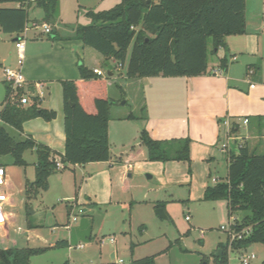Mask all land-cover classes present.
Instances as JSON below:
<instances>
[{
  "label": "trees",
  "instance_id": "trees-1",
  "mask_svg": "<svg viewBox=\"0 0 264 264\" xmlns=\"http://www.w3.org/2000/svg\"><path fill=\"white\" fill-rule=\"evenodd\" d=\"M10 3L17 4V7H3ZM58 4L59 0H0V34L20 36L24 33L30 22V8L43 10L45 21L54 19ZM246 7V0H120L111 9H87L85 15L90 23L77 27V37L84 47L100 54L106 66L112 60L122 68L126 67V79L193 78L208 72L209 55L226 48L227 37L246 33ZM152 30H155L154 37L149 35ZM210 44L212 51L209 50ZM221 62L227 64L225 59ZM79 71L80 81L61 83L66 140L61 162L55 158V151L33 137L27 136L18 142L7 132L3 124L23 132L24 125L31 119L42 118L50 122L56 119L57 113L42 108L36 95L30 96V105L20 104V99L27 95L24 89L14 92L11 85L4 83L5 98L0 108V156H11L14 164L20 167L28 165L24 159L28 151H35L38 159L36 179L25 187L27 200L49 189L51 175L59 170L57 163H61L62 170H65L70 165L83 166L111 159L109 123L116 102L108 97L107 79L103 80L94 69L85 65H81ZM231 131L234 133V126ZM139 138L150 161L191 163L189 138L156 141L145 129ZM204 192L205 201L226 202L229 218L238 213L245 214L241 221L237 220L238 230L251 229L245 238L233 242L231 249L229 238L226 245L219 246L222 256L216 257L217 264H228L231 250L242 252L251 245L264 244V154L252 152L247 143L239 145L236 151L229 153L226 180L208 186ZM161 208L163 205L157 204L156 209ZM53 247H69V243L58 241ZM48 249L0 248V264H31L32 257ZM128 264H155V258L146 256Z\"/></svg>",
  "mask_w": 264,
  "mask_h": 264
},
{
  "label": "crops",
  "instance_id": "crops-1",
  "mask_svg": "<svg viewBox=\"0 0 264 264\" xmlns=\"http://www.w3.org/2000/svg\"><path fill=\"white\" fill-rule=\"evenodd\" d=\"M90 1L59 0L55 18L47 21L44 20V11L35 8L39 15L29 22L27 30L20 36L8 35L14 43L18 41L17 38L23 39L25 42L26 51L22 72L26 81L23 88L27 94L26 97H30L32 94L38 96L42 108L52 109L57 113L55 120L44 122L40 119H32L24 125L23 132L15 130L23 136V139L31 136L37 142L55 151L57 153L55 158L58 162H61L60 156L64 154L66 144L63 86L61 83L67 80L80 81L79 68L81 65L101 71L104 65V58L92 48L84 47L82 41L77 37V27L82 25L77 14L79 10L85 9L86 11L88 7H93L85 4ZM96 1L102 3L104 0ZM261 2L259 6L256 5L251 10L250 15L248 6L246 7V33L225 39L227 47L221 48L215 55H211L212 58H215L214 62L210 63V57L208 58L207 73L193 78L160 76L141 79H126L124 74H120V78H124L127 87L130 88V95H134L132 101L136 105L135 107L141 109L143 114L142 118L138 119L133 112L128 115L127 112L122 113L113 106L109 123L111 159L107 162L88 163L83 166L70 165L73 167L72 170L80 169L82 175V169L86 172L85 176L88 178L83 179L82 190L86 192V195L91 196L92 206L108 207L117 204L118 202L114 199H118L119 196L123 197L122 199L127 198L126 201H120L122 205H126L128 202L126 195L138 187L144 194L139 200L132 199L130 204L135 203L137 206H142L145 203H150L149 205L156 209L160 200H156L154 197V200L151 199V194L162 197L165 190L169 188L172 191L178 190L183 186L181 183L189 180V176L190 198H194L193 191L195 189L201 193L200 197L204 198L205 189L208 186L216 185L219 181L211 170L218 159L217 153L224 129L227 138L230 136L231 140L235 142L236 150L243 143H247L252 152L264 149V0ZM42 22L51 26L52 33L46 34L43 29L33 27L34 24ZM40 30L42 31L39 32ZM45 34L48 38L45 37ZM2 35L4 34H0V41L4 39ZM0 57L3 58L0 63V77L2 83H5L3 69L9 66L15 67L16 64L12 63V55L7 57V54L0 53ZM223 59L226 60V65L221 62ZM6 63L9 65L5 66ZM112 77H115V73L112 74ZM108 78L107 76L102 79H107V94L111 99L109 96L111 83ZM149 87L153 89V105L151 104L153 109L150 108L147 97L144 98V101L140 100L142 92H147L146 88ZM157 87L158 89L154 90ZM126 93L124 94L126 103L122 106L129 103V92L128 95ZM156 97H158L157 100H154ZM4 98L0 104L4 102ZM113 112L116 113L115 116H112ZM130 115L132 118H128ZM246 120L248 123H245ZM129 122L136 126L135 129L133 128L135 138L130 141L128 138V131L131 130ZM227 123L231 125V128L226 125ZM233 126L234 133L231 131ZM143 129L156 141L189 138L191 140V163L186 161H150L147 150L139 138ZM112 130L119 132L118 138L123 141L116 147L118 151L112 149ZM233 134L236 137L232 136ZM117 140L116 143L119 144V140ZM237 141L238 143H236ZM236 150L229 146L225 153L229 156L231 151ZM202 163H208L209 174L205 177H201L197 169V166ZM27 164L26 167H22L24 168L23 176H21L23 186L26 182L34 181L32 177L35 174L36 162L33 164L34 166L32 165L31 176L28 172L31 164L28 161ZM178 173L182 174L180 178H178ZM144 175L148 179L159 178L160 180L154 186L147 184L139 187L133 184L132 180L135 176L141 178ZM163 175V179L166 181L161 178ZM7 178L8 188H11V175L7 174ZM52 178L53 174L49 180V189ZM76 179L77 177H75V186ZM64 182L67 186L66 179ZM100 189H103L105 196L101 202L98 200ZM9 197L7 206L9 222L6 227H0V234L3 236L0 245L4 246L7 245V240H11L10 228L15 224V215L9 209L18 206V203H14L13 195L9 194ZM21 201L22 204L27 202L25 191ZM154 203L157 204L154 205ZM77 206L81 207L82 205L77 203ZM184 206L187 207L186 204ZM83 212L86 211L83 210ZM143 227L142 231H145L146 226ZM28 232L30 231L28 230ZM39 237L45 248H52L55 245V243L49 244L42 236ZM12 243L14 246L11 248H16L19 243L18 238ZM8 248L10 247H1V249Z\"/></svg>",
  "mask_w": 264,
  "mask_h": 264
},
{
  "label": "rangeland",
  "instance_id": "rangeland-1",
  "mask_svg": "<svg viewBox=\"0 0 264 264\" xmlns=\"http://www.w3.org/2000/svg\"><path fill=\"white\" fill-rule=\"evenodd\" d=\"M246 2L249 15L256 5L259 6L262 3L261 0H247ZM119 3L120 0H104L102 3L91 0L85 4L93 6L91 8L88 7V9L103 11L111 9ZM3 7H17V4H4ZM77 10L79 9L77 8ZM29 11L30 21L39 15L35 8H30ZM85 13V9H82L77 14L82 25L84 22H86L85 24L90 23ZM154 33L155 30H152L149 34L150 37H154ZM2 36H4V39L0 41V53L7 54V57L12 55V63L16 64L18 54L15 43L10 36ZM45 37L48 38L46 34ZM209 50L212 51L211 44L209 45ZM2 57H0V63L3 61ZM209 57V62L213 63L215 58H212L211 55ZM107 65H103L104 71L102 70V72L107 73L111 69L115 73L114 78H108L111 83L109 96L116 102L114 107L122 113L127 112L129 115L133 112L136 118H142L143 111L135 107L136 105L132 101L134 100V95H130V88L127 87L124 78H120V74L125 75L126 67L122 68V66L112 60ZM156 89L158 87L154 90ZM5 90L6 86L2 83L0 77V102L4 98ZM146 91L145 93L142 92L140 100L144 101V98L147 97L150 108L153 109V89L149 87L146 88ZM125 92H129V95L126 93L129 103L122 106L125 100ZM46 96L48 98V95ZM157 98L154 100H157ZM2 107L3 103L0 104V108ZM115 112L112 113V116L116 115ZM36 119L44 121L42 118ZM3 125L15 141L20 142L25 139L20 135V131L17 132L14 127ZM130 125L131 130L128 131L129 141L135 138L133 128L135 129L136 127L132 122ZM118 133L112 130L113 151H118L116 147L123 143L122 140H119ZM221 136L223 138L218 148V159L211 172L219 181H225L227 178L228 155L221 147L227 144L234 150L237 147L235 142L227 138L225 129L222 131ZM116 139L119 140V144L116 143ZM256 153L264 154V149L261 148ZM24 159L31 164L30 168H28L31 176L32 165L38 160L37 154L35 151H28L25 153ZM0 167L5 169L6 174L11 175L12 185L7 191L8 194L13 195L14 203H18V206L9 209L15 215V224L10 228L11 240L6 241L8 246L0 245V248L13 247L14 244L12 242L16 241L17 238L19 242L17 248H45L39 236L45 238L49 244H56L58 241L69 243V247H49L50 249L47 252L32 257L31 264H65V262L73 264H109L112 261L111 256L113 253L116 254L114 262L119 263L121 260L124 264L146 256H154L155 264H217L216 257L220 251L219 246L226 245L228 241L227 232L220 229L221 226L229 228L235 221H241L245 215L244 213H238L229 218V211L224 200L217 202L205 201L204 198L200 197L201 193L196 189L193 191L194 198H190L189 174H187L189 180L181 183L183 186L180 189L172 191L169 188L165 190L162 197L161 195L151 194V199L154 197L156 200H160L159 202L163 205L161 209L165 211L169 218L168 220L161 219L155 212L157 209H153L149 205L150 203H145L142 206H137L135 203L130 204L132 199L139 200L144 194L138 187L126 195L128 197L126 205H122L120 201H126L127 198L122 199L123 197L119 196L118 199H114L118 202L117 204L115 203L108 207H94L91 204V196L89 197L82 190L83 179L88 178V176H85L86 172L82 169V175L80 169L72 170L73 167L71 166H67V169L58 170L53 174L49 190L40 191L37 195H33L31 199L27 200L25 204H22L21 200L24 198L27 184L26 182L23 186L21 183L24 168L15 165L11 156H0ZM197 169L201 177L209 174L208 163L198 165ZM74 176L77 177L76 186ZM181 176L182 174L178 173V178ZM32 178L36 179L35 174H33ZM161 178L163 179L164 175ZM65 179L67 186L64 182ZM159 180V178L155 180L148 179L144 175L141 178L135 176L132 181L134 185L141 187L147 184L154 186ZM163 180L166 181V179ZM102 190L100 189L98 193L100 202L105 199ZM138 191H141V193H138ZM189 198L190 200H188ZM77 203L82 206H77ZM156 204L154 203V205ZM185 204L187 207L184 206ZM83 210L86 212H83ZM68 212L71 214L70 216ZM187 215L191 216L190 222L186 220ZM143 226H146L145 231L140 230ZM1 239L3 240V236L0 234ZM81 245L83 246L82 249L79 248ZM243 254H254L256 259L251 264H261L264 261V244L251 245L242 252L231 250L228 256V264H240Z\"/></svg>",
  "mask_w": 264,
  "mask_h": 264
},
{
  "label": "built area",
  "instance_id": "built-area-1",
  "mask_svg": "<svg viewBox=\"0 0 264 264\" xmlns=\"http://www.w3.org/2000/svg\"><path fill=\"white\" fill-rule=\"evenodd\" d=\"M34 28H41L45 31L46 34L48 33H52V29L51 26L48 23H41V24H34L33 25ZM15 47L17 48V54H18V58H17V63L15 67H5L3 69V77H4V81L12 86V89L14 92H17L19 89H23L25 87V77L23 75V63L25 60V42L23 39H20L18 41L15 42ZM94 73L96 75H98L101 78H104L105 76H107L106 72H102L99 69H94ZM32 99L30 97H26L23 96L20 99V104L23 105H30L31 104ZM245 123H248V121L246 120ZM229 128H231V125L229 123L226 124ZM229 140H231V137L229 136ZM229 145H223L222 146V150L226 151L228 149ZM57 167L59 170H62L64 168V166L61 163H57ZM8 178H7V174L4 168L0 167V227H6L8 225L9 222V215L7 213V206H8V202H9V194H8ZM186 220L190 221L191 218L189 215L186 216ZM222 230L227 232L228 238H229V243H230V249L231 244L235 241L241 240L243 238H245L247 235L250 234L251 229L250 228H244L242 230H238L237 228V221H235L233 224L230 225L229 228H226L224 226H221ZM204 233V231H202ZM202 233V234H203ZM113 241V240H112ZM80 249L83 248V246H79ZM256 259V256L254 254H243V256L241 257V262L240 264H251V262L253 260ZM119 264H123V262L120 260Z\"/></svg>",
  "mask_w": 264,
  "mask_h": 264
},
{
  "label": "water",
  "instance_id": "water-1",
  "mask_svg": "<svg viewBox=\"0 0 264 264\" xmlns=\"http://www.w3.org/2000/svg\"><path fill=\"white\" fill-rule=\"evenodd\" d=\"M16 40H19L18 38L16 39ZM9 65V63H6L5 64V66H8ZM107 76L108 77H111L112 76V73H110V71H107ZM124 103H126V101L124 100ZM123 103V104H124ZM156 214L161 218V219H166V220H168L169 218H168V216L166 215V213H165V211H163L162 209H157L156 211ZM222 256V249H220V251L218 252V257H221ZM111 262H114V260H115V254H112V256H111ZM206 264V263H205Z\"/></svg>",
  "mask_w": 264,
  "mask_h": 264
}]
</instances>
